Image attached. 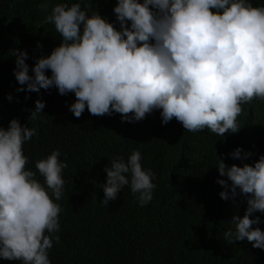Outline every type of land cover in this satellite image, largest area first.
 Instances as JSON below:
<instances>
[{"label":"clouds","instance_id":"9594fccd","mask_svg":"<svg viewBox=\"0 0 264 264\" xmlns=\"http://www.w3.org/2000/svg\"><path fill=\"white\" fill-rule=\"evenodd\" d=\"M39 7L47 12L48 0ZM87 13L78 2L52 7L45 19L62 42L36 60L34 75L29 74L27 51H12L15 78L27 92L56 87L61 95L74 93L69 110L76 118L87 107L93 116L115 112L122 122L132 123L161 110L165 125L175 118L189 132L209 129L218 136L240 130L243 104L264 101V6L250 0H118L114 13L122 30L98 12ZM44 108L37 99L30 121ZM36 135L37 128L22 126L18 119L7 129L0 126V258L20 264H51L49 250L54 240L60 242L55 234L62 208L54 200L64 194L62 173L68 164L55 149L36 161V171L28 169L30 155L23 145ZM230 155L246 160L253 153L237 148ZM141 160V152L134 150L127 160L117 156L104 169V207L125 186L140 206L153 200L155 173L145 170ZM216 167L227 177L217 181L224 188L221 199H229V181L233 197L237 188L250 194L245 215L233 216L234 230L225 231L224 240L246 239L264 249V231L253 228L260 218H251L264 213V155L254 166L229 167L219 158Z\"/></svg>","mask_w":264,"mask_h":264},{"label":"trees","instance_id":"16d2710c","mask_svg":"<svg viewBox=\"0 0 264 264\" xmlns=\"http://www.w3.org/2000/svg\"><path fill=\"white\" fill-rule=\"evenodd\" d=\"M41 2L0 0V126L7 129L12 119H18L22 126L37 128L31 143L23 145L30 155L28 169L36 171V161L55 149L68 164L62 173L64 194L54 200L62 211L61 229L55 234L60 242L54 240L49 250L51 264H264V249L254 248L246 239L231 244L224 240L223 233L234 230L233 216L245 215L250 194L237 188L233 197L229 181V199H221L224 188L217 181L227 177H221L216 167L219 158L229 167L254 166L264 155V101L257 98L243 104L237 117L240 130L224 136L209 129L189 132L175 118L165 125L161 110L132 123L122 122L115 112L93 116L87 107L76 118L69 110L75 94L61 95L56 87L27 92L15 78L16 56L11 53L27 51L29 74L34 75L36 60L49 56L62 42L45 19L55 4L81 3L89 17L98 12L122 30L114 13L118 0H48L47 12L39 7ZM250 2L264 6V0ZM46 75L50 77L51 70ZM21 87L25 91H17ZM37 99L45 102V108L31 122ZM237 148L253 155L234 159L230 153ZM134 150L141 152L142 167L155 173L153 200L140 206L130 186H125L104 207V169L117 156L127 160ZM37 178L44 183L38 173ZM257 216L260 223L253 228L264 231V213H253L251 218ZM0 264L20 262L0 258Z\"/></svg>","mask_w":264,"mask_h":264}]
</instances>
